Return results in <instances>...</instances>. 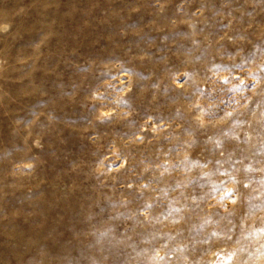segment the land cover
<instances>
[{
    "label": "rangeland",
    "instance_id": "1",
    "mask_svg": "<svg viewBox=\"0 0 264 264\" xmlns=\"http://www.w3.org/2000/svg\"><path fill=\"white\" fill-rule=\"evenodd\" d=\"M228 2L234 7L238 0ZM225 3L0 0V84L5 91L15 94L28 79L46 82L54 66L60 70L78 67L96 84L111 81L115 87L107 89L105 102L132 113L100 127H81L77 120L83 116L73 115L69 121L73 127L60 131L53 144L35 150L41 167L26 183L12 185L0 168V264H264V97L251 91L255 81L264 79V64L259 63L264 46L257 45L248 58H238L233 65L210 57L203 48L197 50L188 35L227 31L232 9ZM160 4L166 8L157 14ZM189 18L193 26L183 22ZM5 24L10 25L8 31L2 30ZM163 33L180 36L169 42L161 39ZM177 44L178 51L169 50ZM144 48L155 53L152 59L158 72L136 61L135 52ZM187 60L197 68L204 63L207 67L202 72L185 69ZM252 65L256 70L247 79L242 68ZM177 71L182 75L176 83L164 86L165 73ZM220 72L232 73L217 81L226 86L225 104L231 100L236 106V99L251 97L248 107L239 109L228 126L205 139L207 159L170 160L173 145L165 117L171 98L199 77ZM137 84L139 88L134 87ZM125 86L129 91L122 93ZM191 90L203 95L211 87L201 84ZM18 114H25L21 104L6 100L0 108V160L16 151L10 121ZM156 126L163 132L153 131ZM125 157L133 162V171L159 165L162 177L174 175L179 165L190 187L212 193L222 190L217 177L222 178L223 184L234 186L235 195L229 194L226 205L229 212L221 207L219 214L200 218L179 231H161L163 224L176 223L188 207L175 202V185L161 181L152 198L138 196L155 211V227L134 234L129 231L133 209L117 171L121 164L128 167ZM232 201H236L234 209ZM222 215L227 220L221 221Z\"/></svg>",
    "mask_w": 264,
    "mask_h": 264
},
{
    "label": "clouds",
    "instance_id": "2",
    "mask_svg": "<svg viewBox=\"0 0 264 264\" xmlns=\"http://www.w3.org/2000/svg\"><path fill=\"white\" fill-rule=\"evenodd\" d=\"M224 6L232 9L229 12L227 31H224L222 35L211 32H194L188 35L192 43L197 46V50L203 48L210 57L216 56L221 62H231L235 65L238 58L241 61L248 58L252 49L257 45L264 46V0H238L234 7L226 0ZM165 8L166 4H160L157 14L163 13ZM198 12L202 15L203 6L198 9ZM196 15V13L192 14L193 17ZM183 22L190 26L194 25V20L191 18ZM9 29L10 25L5 24L2 30L8 31ZM179 36L180 33H163L161 39L166 37L169 42H175ZM197 36H202V39L197 41ZM179 47L177 44L175 48L169 50L178 51ZM153 56L155 53H149L147 48L135 52L136 61L139 63L142 60L146 70L152 67L158 72V69L154 67ZM157 59L164 60L163 57ZM259 63L264 64V57H261ZM183 67L185 69L191 67L194 72H202L206 69L207 64H201L197 68L191 63V60H187L183 63ZM255 70L256 65L242 68L247 79L252 78L251 74ZM49 71V80L38 83L36 80L28 79L21 88L17 89L15 94L9 90L5 91L3 84H0V108L5 107L7 100L10 103L21 104L25 113L24 115H15L10 121L12 143L16 151L0 160V168L4 169V178L9 179L12 185L26 183L39 170L42 162L35 150L53 144L60 131L73 127L69 122L73 115L77 118L83 116L82 120H77L81 127H100L118 120H125L132 115L131 112L120 111L118 105L105 102L107 89L115 87L111 81L104 85L96 84L91 75L81 72L78 67L69 66L60 70L58 66H54ZM231 74V72H220L214 73L212 77L207 75L199 77L191 87H185L179 96L171 98L172 102L168 104L165 117V126L169 130L170 143L173 145L172 155L168 157L170 160L183 161L189 157L207 159L205 139L216 135L222 131L223 127L228 126L234 113H237L239 109L248 107L251 97L242 96L236 99L234 101L236 106H233L231 100L225 104L223 96L226 86L217 81L227 79ZM181 75L180 71L174 75L165 73L161 82L163 84L164 80H167L168 82L164 86L171 88L176 83V77ZM239 83L243 85L244 80L241 79ZM129 84H133L131 77ZM201 84H209L211 91L200 95L191 90V88H198ZM102 87L105 89L104 92H101ZM134 87L139 88V85H134ZM128 91L127 86L121 89L122 93ZM251 91L253 95L264 97V79L255 81ZM102 97L105 98L102 99ZM157 98L158 96L153 97L154 100ZM5 115H10V113L5 112ZM65 115L68 119L63 118ZM153 131L161 133L163 128L156 126ZM162 155L167 156L168 153ZM119 158L117 156V159ZM125 161L128 162L127 157H125ZM158 168L159 165H156L155 168L149 165L133 171V162H128L127 168L121 164L120 169L117 170L124 180L123 188L127 194L128 204L133 209L129 217L133 221V226L129 227V231L136 234L155 227V211L148 209L138 196L152 198L151 194L156 192L161 181L176 186L173 198L177 204L182 207L188 205L176 223L163 224L161 231L165 229L179 231L200 218L219 214L218 210L221 207L225 209L226 214L229 212L226 205L229 194L235 195L232 192L234 186L223 184L222 178L217 177L218 180H221L222 190L212 193L196 189L194 186L190 187L189 177L179 170V165L174 168V175L167 177L158 174ZM232 205L234 209L236 201H232ZM141 208L144 209L143 212L138 211ZM224 220H227V215L221 216V221ZM220 227L221 223H218L217 228ZM223 227L226 229L227 224H224Z\"/></svg>",
    "mask_w": 264,
    "mask_h": 264
}]
</instances>
